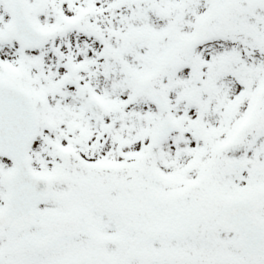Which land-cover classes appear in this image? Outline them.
<instances>
[{
	"label": "snow or ice",
	"instance_id": "6c2138e0",
	"mask_svg": "<svg viewBox=\"0 0 264 264\" xmlns=\"http://www.w3.org/2000/svg\"><path fill=\"white\" fill-rule=\"evenodd\" d=\"M0 264H264V0H0Z\"/></svg>",
	"mask_w": 264,
	"mask_h": 264
}]
</instances>
